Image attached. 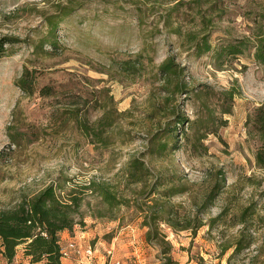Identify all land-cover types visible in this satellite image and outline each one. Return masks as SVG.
I'll list each match as a JSON object with an SVG mask.
<instances>
[{"label":"rangeland","instance_id":"obj_1","mask_svg":"<svg viewBox=\"0 0 264 264\" xmlns=\"http://www.w3.org/2000/svg\"><path fill=\"white\" fill-rule=\"evenodd\" d=\"M70 2L78 7L60 22L57 47L36 46L48 30L47 16ZM263 11L264 0H0V40L17 38L5 44L6 51L0 54V210L13 207L21 194L48 183H56L66 194L70 189L82 190L92 178L110 180L121 194L131 197L133 186L130 193L124 166L148 147L169 109L166 93L153 81L155 66L168 55H176L187 70L190 87L239 86L242 93L236 94L232 112L225 115L228 123L219 134L209 133L204 139L206 154L195 156L180 149L175 162L165 157L145 160L156 172H170V166L171 172L188 173L186 179L191 182L201 181L209 168L224 169L226 189L210 214L220 211L226 197L236 203L235 209L252 205L256 215L252 227H256L258 242H264V169L256 165V143L244 127L251 108L264 103V67L250 51L221 66L211 54L197 57L193 53L204 34L214 47L228 39L248 37L254 18ZM138 54L144 56L148 71L141 75L123 68L124 61ZM25 69L37 77L31 94L17 84ZM44 85L54 92L42 96ZM179 102L173 100L171 106ZM82 106H87L84 113L91 122L107 108L122 113L106 142H92L73 119L63 123V113ZM192 106L187 101L183 107L191 117ZM81 206L91 245L101 238L108 247L115 237L124 236L121 245L131 242L132 248L139 249L131 262L123 257L127 264L162 262L161 248L143 241L144 234L136 225L141 216L132 208L114 213L116 219H111V213L98 217L107 207L92 192L82 194ZM129 224L133 231L125 228ZM162 228L169 233L172 257L179 264L226 263L228 253L223 259L217 257V243L225 237L217 228L208 232L203 226L196 235L174 233L165 224ZM238 228L225 234L232 235ZM117 241L111 264H117L120 250L124 252ZM106 256L107 264L111 260L108 250ZM20 260L14 263L22 264Z\"/></svg>","mask_w":264,"mask_h":264},{"label":"trees","instance_id":"obj_2","mask_svg":"<svg viewBox=\"0 0 264 264\" xmlns=\"http://www.w3.org/2000/svg\"><path fill=\"white\" fill-rule=\"evenodd\" d=\"M75 2L62 3L55 13L46 18L47 32L42 39L35 42L36 46L57 47V33L60 22L76 10ZM251 34L245 38L228 39L214 47L207 35L196 41L194 54L202 57L211 54L216 65L221 66L235 55L250 51L255 62L264 67V11L253 20ZM196 38H194L195 40ZM17 41V38L4 37L0 40V54L6 51L7 43ZM142 54L135 59L124 61L123 68L140 75L148 71ZM150 57V61H152ZM187 70L177 61L176 55H168L155 66L153 81L159 84V90L165 94L164 100L169 105L163 124L158 125L151 134L148 147L134 156L124 166V174L131 186L130 195L120 193L116 184L110 180L92 178L82 190L70 189L64 194L56 183L23 193L17 203L10 208L0 210V253L15 264L18 249L22 248L24 256L30 263L62 264L61 236L63 230L73 231L77 224L86 225L81 210L82 194H96L106 212H100L98 217L111 213V219H116L117 212L122 208H132L141 216L140 225L146 229L148 244L157 246L164 256L161 264H179L172 257L173 244L168 238L162 224L169 226L174 233L181 231L196 235L198 229L207 226L208 232L214 228L224 233V239L218 241V264H264V242H258L256 227L253 228L255 210L252 205L239 206L235 209L234 202L228 197L220 211L210 214L212 208L218 205L227 185V172L222 168H209L201 181L191 182L186 179L188 173L156 172L145 157L167 158L175 162L176 153L182 149L195 156L207 153L208 146L204 139L209 133L219 134L222 126L228 123L226 114H230L235 106V96L242 89L238 86L216 89L211 84L189 86L186 79ZM17 84L25 92L34 93L36 75L25 69ZM54 88L44 85L40 88L41 95H50ZM178 96V97H177ZM182 96H184L182 98ZM180 99L176 106H171L173 100ZM193 105L194 116L183 110L185 102ZM87 106L74 107L67 113L63 121L66 124L73 119L82 134L90 137L92 142H106L109 130L122 114L115 109L107 108L95 122L84 113ZM107 107V106H106ZM248 138L256 143L254 156L256 165L264 169V103L251 108L244 119ZM135 186V187H134ZM183 196L180 201L173 200ZM187 196V198H186ZM210 214V215H209ZM123 218V217H122ZM123 221V220H122ZM121 221V223H123ZM239 226L232 235L225 234L228 229ZM20 264V263H19Z\"/></svg>","mask_w":264,"mask_h":264},{"label":"crops","instance_id":"obj_3","mask_svg":"<svg viewBox=\"0 0 264 264\" xmlns=\"http://www.w3.org/2000/svg\"><path fill=\"white\" fill-rule=\"evenodd\" d=\"M136 225H137V228L139 227L141 233L144 234L142 237L143 241L147 242L146 234H145L146 229L144 227H140L141 225H139V223ZM84 227H80V228L75 227L72 232L69 230H63L62 233L60 234V236H61L60 243H61V245H63V244H65L71 240H75L76 242H78L79 244H81L84 247L85 246H92L95 250L93 259H90L85 255H82L81 257H78V258L74 257L72 255L69 257H63L62 258V264H106L107 248L109 246L114 247L113 244L115 243L116 240H119V241H117L119 248H122V247L124 248V252L121 253V250H120L119 253H117V259H116L117 261L116 262H119V263L122 262V264H127V262H125L123 260V257H126L128 259V261L131 262V258H132L131 256H136L139 253L138 248H135V247L132 248L131 247V244H132L131 242L130 243L126 242V243H123L121 245L122 241H124V239H122V237H124V236L121 235V232L119 234L122 237H115L114 240L112 241V243L108 244V247H107V244L106 245L104 244V242L101 240V238H99V240L97 242H95L94 245H91L93 242L91 240L92 235L90 234V232H88V230L84 229ZM127 227L130 228V229H127L128 232L130 230L133 231L132 227H130V224L125 226V228H127ZM1 249H2V246H1V240H0V250ZM19 257H21L20 261H22V264H32V263H30L29 258L24 256V252H22V248L18 249V254L16 256V262H19L18 261ZM111 263H113L112 260L108 261L107 264H111ZM0 264H8L7 258L5 256H3L2 253H0ZM33 264H40V263H33Z\"/></svg>","mask_w":264,"mask_h":264},{"label":"built area","instance_id":"obj_4","mask_svg":"<svg viewBox=\"0 0 264 264\" xmlns=\"http://www.w3.org/2000/svg\"><path fill=\"white\" fill-rule=\"evenodd\" d=\"M108 250V255L111 257L114 256V250L113 247H110L107 249ZM61 251H62V258L63 257H69V256H74V257H81L82 255L87 256L90 259H93L95 250L92 246H82L75 240H71L63 245H61ZM119 264V262H116Z\"/></svg>","mask_w":264,"mask_h":264}]
</instances>
